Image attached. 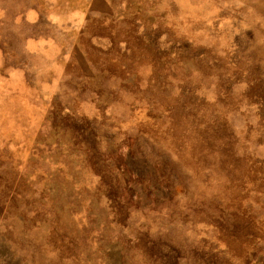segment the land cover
Returning <instances> with one entry per match:
<instances>
[{
	"label": "rangeland",
	"instance_id": "obj_1",
	"mask_svg": "<svg viewBox=\"0 0 264 264\" xmlns=\"http://www.w3.org/2000/svg\"><path fill=\"white\" fill-rule=\"evenodd\" d=\"M0 264H264V0H0Z\"/></svg>",
	"mask_w": 264,
	"mask_h": 264
}]
</instances>
